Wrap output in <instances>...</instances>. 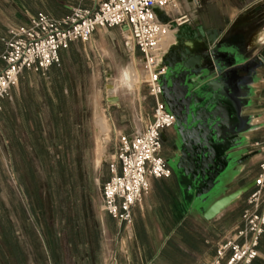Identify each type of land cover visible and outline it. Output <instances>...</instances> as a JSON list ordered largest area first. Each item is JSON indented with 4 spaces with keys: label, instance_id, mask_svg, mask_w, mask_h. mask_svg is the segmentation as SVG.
<instances>
[{
    "label": "crops",
    "instance_id": "1",
    "mask_svg": "<svg viewBox=\"0 0 264 264\" xmlns=\"http://www.w3.org/2000/svg\"><path fill=\"white\" fill-rule=\"evenodd\" d=\"M96 4L97 0H0V56L5 50L9 26L24 25L38 14L61 19L73 8L93 10ZM168 16H160L161 21L168 22L178 16H186L189 21L169 29L163 51L168 56L175 46L195 43V52L187 47L190 55L204 53L201 65L207 67L208 75L212 74L211 80L219 76L216 80L224 92L228 127L237 128L236 148L224 175L223 187L203 206L187 191V182L180 172L167 163L169 176L150 179L148 194L133 208L131 226L124 228L102 211L100 195L97 198L90 194L86 178L83 214L74 206L66 213L58 209L55 214L59 225H51L48 235L43 234L53 264L57 261L104 264L106 237L112 241L115 264H211L216 258L218 240L241 225L247 196L259 174L260 157L250 153V144L264 142V41H259L257 34L264 22V0H178L177 7ZM183 27L187 28V40L179 37ZM197 29L202 35L197 32L195 37L192 33ZM58 56L59 63L49 67L44 76L24 71L18 86L11 90L10 100L5 99L0 110L2 126L8 128L9 122L16 120L21 128L17 127L14 132L40 134L38 140L29 143L20 136L11 137L13 141L7 137L5 142L9 148L20 150L21 164L31 175L35 174V168H29L32 164L64 163L59 157H41L36 152L31 157L28 150L57 146L47 144L44 133L72 132L74 125L68 118L73 116V102L79 97V72L84 74L85 70L93 75L97 70L105 74L106 62L118 70L128 66L134 78L127 88L135 95L137 79L131 61L140 60L141 56L118 28L98 29L87 43L72 42L59 50ZM136 96L132 101L121 95L107 98L103 114L95 107L93 119L97 132L102 119L106 130L109 127L112 152L108 154L106 172L92 180V187L97 181L104 184L111 176L108 162L114 154L115 135L140 132L152 118L153 99L138 89ZM171 134V129L165 130L162 139ZM172 152L163 142L161 158L173 162ZM227 195L234 197L212 218H205L203 214L208 206ZM257 251V257L250 264H264V230Z\"/></svg>",
    "mask_w": 264,
    "mask_h": 264
},
{
    "label": "built area",
    "instance_id": "2",
    "mask_svg": "<svg viewBox=\"0 0 264 264\" xmlns=\"http://www.w3.org/2000/svg\"><path fill=\"white\" fill-rule=\"evenodd\" d=\"M177 4L178 0H97L95 9L73 8L61 19L38 14L26 24L8 29L0 56L1 110L24 71L44 76L49 67L59 63V50L72 42L87 43L98 29L118 28L138 50L144 70L141 84L154 103L152 118L140 132L115 135L114 154L108 162L111 176L100 189L102 211L124 228L131 226L133 208L148 194L150 179L170 174L160 156L162 132L175 125L161 93V82L168 71L163 44L168 29L189 20L178 16L162 22L160 16L169 18ZM250 153L260 157L259 174L247 196L241 225L218 240L211 264H250L258 255L264 230V142L250 144ZM109 261L115 264V253L109 255Z\"/></svg>",
    "mask_w": 264,
    "mask_h": 264
},
{
    "label": "rangeland",
    "instance_id": "3",
    "mask_svg": "<svg viewBox=\"0 0 264 264\" xmlns=\"http://www.w3.org/2000/svg\"><path fill=\"white\" fill-rule=\"evenodd\" d=\"M263 26L264 22L259 29ZM10 27L14 26H9L7 31ZM123 60L126 63L128 61L126 57ZM105 64V74L97 70L93 75H88L85 70L84 74L78 73L79 97L73 102V116L68 118L74 125L72 132L44 133L43 140L57 146L47 150H28L31 157H35L36 152L41 157H59L64 163L32 164L29 168H35V174H29L21 164L20 150L9 148L5 142L7 137L13 141V138L20 136L24 142L29 143L38 140L40 134L14 132L20 127L16 120L10 121L7 128L2 126L0 117V264H53L43 234L48 235L51 225H59L55 211L59 209L66 213L74 206L83 214L86 178V188L91 195L93 193L99 198L103 182L97 181L95 187H92V180L101 172H106L108 154L112 151L109 143L111 134L107 127L105 155L102 161H96L98 132L93 119L95 107L97 112L103 114L102 107L106 106L107 98L121 95L132 101L137 97L136 89L149 98L141 84L144 70L139 59L131 61L137 79L133 89L135 95L129 88L117 86L119 70L113 68L110 62ZM17 86L18 83L12 89ZM11 90L6 100H10ZM48 127L51 128L50 125ZM105 244L104 264H110L109 255L114 250L109 237L105 238ZM57 264L63 263L57 261Z\"/></svg>",
    "mask_w": 264,
    "mask_h": 264
},
{
    "label": "water",
    "instance_id": "4",
    "mask_svg": "<svg viewBox=\"0 0 264 264\" xmlns=\"http://www.w3.org/2000/svg\"><path fill=\"white\" fill-rule=\"evenodd\" d=\"M186 27L181 28L180 38ZM202 35L201 30L193 31ZM204 53L190 55L187 47L171 48L167 58V75L161 82L162 99L168 111L177 119L179 136L174 161L169 165L180 172L187 182V191L196 201L205 205L223 187L224 175L233 159L235 127H228L227 110L223 104L224 92L219 82L207 74ZM220 73V72H219ZM222 75V74H220ZM179 106V112L175 108ZM234 196L227 195L214 201L204 211L212 218Z\"/></svg>",
    "mask_w": 264,
    "mask_h": 264
},
{
    "label": "bare ground",
    "instance_id": "5",
    "mask_svg": "<svg viewBox=\"0 0 264 264\" xmlns=\"http://www.w3.org/2000/svg\"><path fill=\"white\" fill-rule=\"evenodd\" d=\"M168 31H169V29L167 30V33H168ZM257 34H258V40L263 42L264 41V26L261 30L257 31ZM186 46L190 49L191 52L196 51V46H195L194 42H188ZM133 78H134L133 70H130V83L132 82ZM97 118H98V116H97ZM97 126H98L99 130L97 133L98 134V141H97V150H96V161L98 162L99 160H102L104 155H105L104 154V149H105L104 145H105L106 140H107V137H106L107 130H106V126H105L102 119L99 120V124Z\"/></svg>",
    "mask_w": 264,
    "mask_h": 264
},
{
    "label": "flooded vegetation",
    "instance_id": "6",
    "mask_svg": "<svg viewBox=\"0 0 264 264\" xmlns=\"http://www.w3.org/2000/svg\"><path fill=\"white\" fill-rule=\"evenodd\" d=\"M175 110L179 112V106H177L175 108ZM176 123H177V119L175 118V125L171 128L172 134L170 136L165 137V139H162V135H161V149H162V144L164 142L167 146L170 147V149H172V151H173L172 152V157L173 158H174L173 154L176 153V146H178V142H179V139H180L178 134H177V132H176ZM165 162H166V164L167 163H171L168 160L167 161L165 160Z\"/></svg>",
    "mask_w": 264,
    "mask_h": 264
},
{
    "label": "clouds",
    "instance_id": "7",
    "mask_svg": "<svg viewBox=\"0 0 264 264\" xmlns=\"http://www.w3.org/2000/svg\"><path fill=\"white\" fill-rule=\"evenodd\" d=\"M118 87H129L130 85V70L128 66H123L119 70Z\"/></svg>",
    "mask_w": 264,
    "mask_h": 264
}]
</instances>
